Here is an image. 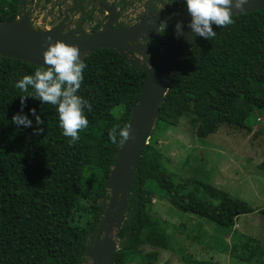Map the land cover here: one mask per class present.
<instances>
[{
	"label": "trees",
	"instance_id": "trees-1",
	"mask_svg": "<svg viewBox=\"0 0 264 264\" xmlns=\"http://www.w3.org/2000/svg\"><path fill=\"white\" fill-rule=\"evenodd\" d=\"M21 4L0 0V23L16 21ZM232 20L226 27L213 25L214 38L200 37L174 63L156 128L174 127L191 116L197 136L205 138L222 126L250 131V117L264 115V8ZM99 30L98 25L92 29ZM82 60L87 67L77 95L92 110H84L88 127L70 144L56 106L32 97L21 106L20 96L34 94V89L23 93L14 84L40 66L0 57V264H83L86 259L88 240L102 219L99 201L108 197L107 182L122 148L119 136L112 143L108 133L113 126L128 125L147 71L111 48L85 54ZM30 109L43 124H36ZM16 114L27 116L32 127L12 123ZM36 128L44 131L35 134ZM161 157L147 145L137 161L111 264H152L164 247L168 223L148 211L151 191L162 192L149 179ZM169 182L165 195L171 203L217 227L231 228L240 216L253 212L243 200L205 184L176 175ZM174 194L182 195L184 203L177 204ZM260 213L264 216V208ZM146 245L157 250L140 255ZM247 247L255 248L248 261L264 255L254 245Z\"/></svg>",
	"mask_w": 264,
	"mask_h": 264
},
{
	"label": "rangeland",
	"instance_id": "rangeland-1",
	"mask_svg": "<svg viewBox=\"0 0 264 264\" xmlns=\"http://www.w3.org/2000/svg\"><path fill=\"white\" fill-rule=\"evenodd\" d=\"M23 1L22 12L15 22L23 20L34 33L53 31L68 40L88 38L95 25L99 26V31H106L108 27L114 30L133 27L142 18L148 22L164 21L186 7L184 0L176 4L166 0H53L47 4L43 0ZM109 8L117 17L113 25L107 22ZM174 29L170 27L163 34L155 32L149 38L140 36L120 46L119 52L133 65L148 71L171 40ZM188 30L186 33L195 36L190 28ZM199 39V36L191 38L183 55ZM84 55L81 54V59ZM190 118H181L174 127L156 128L154 124L147 139V145L162 155L149 173V179L156 182L162 192L151 191L148 211L168 226L164 247L157 250L146 245L139 254L157 250V260L152 264H264V255L247 260L255 249H249L247 244L264 253V216L260 213L264 208V115L250 117L253 126L250 131L222 126L205 138L197 136ZM118 161L119 157L115 165ZM170 175L205 184L241 199L253 212L240 216L231 228H220L193 214L181 212L165 195L171 188ZM173 196L177 204L184 203L182 195ZM109 197L110 190L108 197L99 201L102 219L88 240L87 250L92 249L98 239L103 242ZM124 215L125 208L118 210V204H115L109 232L115 245ZM85 257L83 264H92L90 256L86 254Z\"/></svg>",
	"mask_w": 264,
	"mask_h": 264
},
{
	"label": "water",
	"instance_id": "water-1",
	"mask_svg": "<svg viewBox=\"0 0 264 264\" xmlns=\"http://www.w3.org/2000/svg\"><path fill=\"white\" fill-rule=\"evenodd\" d=\"M264 8V0H250L244 6L243 11L233 9V16H239L255 12ZM108 23L113 25L117 22L115 11L111 8L107 10ZM19 17V16H18ZM191 16L187 12V7L175 12L163 22H166V29L174 27L180 23L182 34L178 35L176 28L171 40L166 44L162 53L157 57L154 64L147 71V78L141 90L140 98L136 106L130 113L128 125H130V139L122 145L118 151L119 165H114L107 189L110 190L109 203L104 215L106 236L101 242L96 241L92 249L87 250L86 254L92 261L98 264H111L112 254L117 250L115 243L110 241L108 233L111 228V210L118 203V210L124 209L127 204V196L130 181L136 170L138 159L142 151L147 146V139L153 129L155 121L160 113V106L168 90V82L174 63L182 58L184 48L193 37V34L183 33V29L189 25ZM162 21L148 22L142 18L133 27L114 30L108 27L106 31L93 33L84 40H68L53 31L34 33L22 21L1 24L0 23V57L19 59L40 67H47L44 64L42 53L47 48L51 37V42L56 40L66 44L76 46L81 54L95 52L98 49L111 48L119 52V47L136 40L144 35L147 38L157 32V28ZM120 53V52H119ZM132 169L131 174L129 170ZM130 175L128 182L124 183V177ZM124 217L121 218V222ZM121 222L119 225H121Z\"/></svg>",
	"mask_w": 264,
	"mask_h": 264
},
{
	"label": "clouds",
	"instance_id": "clouds-1",
	"mask_svg": "<svg viewBox=\"0 0 264 264\" xmlns=\"http://www.w3.org/2000/svg\"><path fill=\"white\" fill-rule=\"evenodd\" d=\"M187 12L191 16L188 27L195 36L211 40L216 36L213 25L218 28L226 27L233 23V9L243 11L249 0H184ZM155 22V20H153ZM166 22H161L157 28L158 34H163L166 30ZM177 34H182L180 23L174 26ZM192 37V39L195 38ZM49 43L42 53L43 62L47 67H40L35 70L34 75H25L14 84L16 89L23 93H29V87L34 89V94L20 96L23 107L26 97L39 99L42 104L56 106L59 117V126L63 130L65 137H70V144L79 139L78 133L88 127L89 121L84 114V110H92L91 104L77 95L83 81V71L87 64L81 59L80 49L76 46L66 44L52 38H46ZM35 117L37 125L43 124L35 109L29 110ZM12 123L25 128L32 127V121L27 116L16 114L12 117ZM44 129H34L35 134L43 132ZM130 125L120 128L113 126L108 136L112 143L125 144L130 139Z\"/></svg>",
	"mask_w": 264,
	"mask_h": 264
},
{
	"label": "bare ground",
	"instance_id": "bare-ground-1",
	"mask_svg": "<svg viewBox=\"0 0 264 264\" xmlns=\"http://www.w3.org/2000/svg\"><path fill=\"white\" fill-rule=\"evenodd\" d=\"M187 29H189L188 26H186V27L183 29V33H184V32H189V31H190V30L186 31ZM118 165H119V163H118ZM131 172H132V169L129 170V174H131ZM129 178H130V175L124 177V183L128 182ZM116 204H118V203H116ZM114 206H115V205H114ZM113 209H114V207H113L112 210H111V215H112V211H113ZM111 228H112V219H111ZM111 228H110V231H109V232H111ZM105 236H106V233H105L104 237H105ZM108 238L110 239V235H109V233H108ZM110 241H111V239H110ZM93 263H94V264H98L97 261H92V264H93Z\"/></svg>",
	"mask_w": 264,
	"mask_h": 264
},
{
	"label": "flooded vegetation",
	"instance_id": "flooded-vegetation-1",
	"mask_svg": "<svg viewBox=\"0 0 264 264\" xmlns=\"http://www.w3.org/2000/svg\"><path fill=\"white\" fill-rule=\"evenodd\" d=\"M24 3H25V2L22 0L20 14H21V12H22V8H23V6H24ZM20 14H19V15H20ZM107 21H108V16H107ZM155 22H156V21H155ZM137 24H138V23H137ZM167 29H168V28H167ZM153 34H154V33H153ZM153 34H152V35H153ZM152 35H151V36H152ZM142 36H143V35H142Z\"/></svg>",
	"mask_w": 264,
	"mask_h": 264
}]
</instances>
